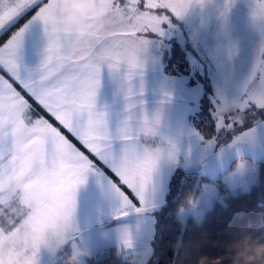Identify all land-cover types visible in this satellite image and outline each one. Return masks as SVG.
I'll use <instances>...</instances> for the list:
<instances>
[{"label": "snow or ice", "instance_id": "6c2138e0", "mask_svg": "<svg viewBox=\"0 0 264 264\" xmlns=\"http://www.w3.org/2000/svg\"><path fill=\"white\" fill-rule=\"evenodd\" d=\"M249 259L264 0H0V264Z\"/></svg>", "mask_w": 264, "mask_h": 264}, {"label": "trees", "instance_id": "16d2710c", "mask_svg": "<svg viewBox=\"0 0 264 264\" xmlns=\"http://www.w3.org/2000/svg\"><path fill=\"white\" fill-rule=\"evenodd\" d=\"M255 203L256 205H258L259 203V197L257 196L255 198L254 201H249L248 203H244L241 202L240 204L237 205V210L239 211V213L243 214L246 212H249V205ZM250 230L253 231L254 233H259V223H253L250 226ZM236 232H226V233H222V235L226 236V237H222V239H231V236L236 235ZM203 251L212 254L213 256H219V255H223L224 252L221 248L215 247V246H205L203 248ZM226 264H231V262H226ZM244 264H253V261L251 259L244 261Z\"/></svg>", "mask_w": 264, "mask_h": 264}, {"label": "crops", "instance_id": "0c3cea01", "mask_svg": "<svg viewBox=\"0 0 264 264\" xmlns=\"http://www.w3.org/2000/svg\"><path fill=\"white\" fill-rule=\"evenodd\" d=\"M37 43H38V34L37 33H34L33 35H31L27 38L26 44H27V49L29 50V53H30L28 56H31L29 58L30 61H32V59L34 58L35 46Z\"/></svg>", "mask_w": 264, "mask_h": 264}, {"label": "rangeland", "instance_id": "374dc122", "mask_svg": "<svg viewBox=\"0 0 264 264\" xmlns=\"http://www.w3.org/2000/svg\"><path fill=\"white\" fill-rule=\"evenodd\" d=\"M28 53H29V50H28ZM30 54V53H29ZM31 56H28V59L30 58ZM29 63H31L30 59L28 60Z\"/></svg>", "mask_w": 264, "mask_h": 264}]
</instances>
